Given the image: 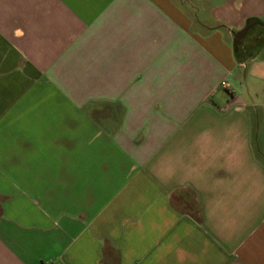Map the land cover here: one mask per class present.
<instances>
[{"label":"crops","instance_id":"obj_1","mask_svg":"<svg viewBox=\"0 0 264 264\" xmlns=\"http://www.w3.org/2000/svg\"><path fill=\"white\" fill-rule=\"evenodd\" d=\"M0 264H264V0H0Z\"/></svg>","mask_w":264,"mask_h":264},{"label":"trees","instance_id":"obj_2","mask_svg":"<svg viewBox=\"0 0 264 264\" xmlns=\"http://www.w3.org/2000/svg\"><path fill=\"white\" fill-rule=\"evenodd\" d=\"M242 43H243V41L241 40V42H239L236 45V47H235V53H236L237 57H239V58H246L247 54H249L250 49L249 48L248 49L243 48L242 47ZM247 58H248V56H247Z\"/></svg>","mask_w":264,"mask_h":264},{"label":"water","instance_id":"obj_3","mask_svg":"<svg viewBox=\"0 0 264 264\" xmlns=\"http://www.w3.org/2000/svg\"><path fill=\"white\" fill-rule=\"evenodd\" d=\"M253 20H251L247 25H246V27L243 29V30H241L238 34H237V36L239 37V38H242L245 34H246V32L248 31V29L250 28V26H251V24H253Z\"/></svg>","mask_w":264,"mask_h":264},{"label":"built area","instance_id":"obj_4","mask_svg":"<svg viewBox=\"0 0 264 264\" xmlns=\"http://www.w3.org/2000/svg\"><path fill=\"white\" fill-rule=\"evenodd\" d=\"M222 84H223V85H226V82H223Z\"/></svg>","mask_w":264,"mask_h":264}]
</instances>
